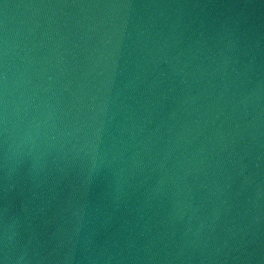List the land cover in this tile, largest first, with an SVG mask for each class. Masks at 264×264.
<instances>
[{"label":"water","instance_id":"water-1","mask_svg":"<svg viewBox=\"0 0 264 264\" xmlns=\"http://www.w3.org/2000/svg\"><path fill=\"white\" fill-rule=\"evenodd\" d=\"M5 72L30 264H264V0H0Z\"/></svg>","mask_w":264,"mask_h":264},{"label":"clouds","instance_id":"clouds-1","mask_svg":"<svg viewBox=\"0 0 264 264\" xmlns=\"http://www.w3.org/2000/svg\"><path fill=\"white\" fill-rule=\"evenodd\" d=\"M8 7V5H5ZM107 7V5L105 6ZM7 73L3 76L4 81V99H3V116L0 119V136L3 137V161L4 168L7 170L9 161L16 151L23 147L28 141L33 140L32 131L33 128L38 129L40 125L34 124L29 128L24 138L19 139L18 142L12 141V132L9 127V115H8V84ZM87 136V133H85ZM92 148V145L85 139L84 142L77 149V155L88 154V149ZM95 151V149H92ZM7 174V173H6ZM16 220L14 217L8 215V209H4L3 220L0 222V264H30V258L27 252L21 253L17 247Z\"/></svg>","mask_w":264,"mask_h":264}]
</instances>
